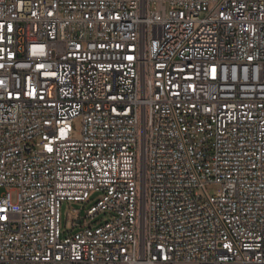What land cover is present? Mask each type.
Listing matches in <instances>:
<instances>
[{
    "label": "built area",
    "instance_id": "obj_1",
    "mask_svg": "<svg viewBox=\"0 0 264 264\" xmlns=\"http://www.w3.org/2000/svg\"><path fill=\"white\" fill-rule=\"evenodd\" d=\"M0 189V264H264V0H0Z\"/></svg>",
    "mask_w": 264,
    "mask_h": 264
},
{
    "label": "rangeland",
    "instance_id": "obj_2",
    "mask_svg": "<svg viewBox=\"0 0 264 264\" xmlns=\"http://www.w3.org/2000/svg\"><path fill=\"white\" fill-rule=\"evenodd\" d=\"M78 124V121L75 122V125ZM206 191L210 195H215L217 192V186L209 184L205 187ZM2 189H0V194ZM12 199L14 201V195H12ZM90 204L85 203H76L72 201H64L61 205V217H62V236H66L67 234L73 233L76 228H73L71 225V210L75 209L79 211V215H84L85 211L89 208ZM95 221L104 222L107 220V216L104 214H99L94 218Z\"/></svg>",
    "mask_w": 264,
    "mask_h": 264
},
{
    "label": "snow or ice",
    "instance_id": "obj_3",
    "mask_svg": "<svg viewBox=\"0 0 264 264\" xmlns=\"http://www.w3.org/2000/svg\"><path fill=\"white\" fill-rule=\"evenodd\" d=\"M213 72H215V69H213Z\"/></svg>",
    "mask_w": 264,
    "mask_h": 264
}]
</instances>
